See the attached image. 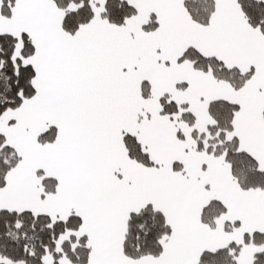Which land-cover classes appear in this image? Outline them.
I'll list each match as a JSON object with an SVG mask.
<instances>
[{
	"label": "snow or ice",
	"instance_id": "6c2138e0",
	"mask_svg": "<svg viewBox=\"0 0 264 264\" xmlns=\"http://www.w3.org/2000/svg\"><path fill=\"white\" fill-rule=\"evenodd\" d=\"M0 264H264V0H0Z\"/></svg>",
	"mask_w": 264,
	"mask_h": 264
}]
</instances>
